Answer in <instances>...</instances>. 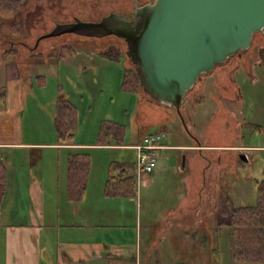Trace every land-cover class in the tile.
Wrapping results in <instances>:
<instances>
[{"label": "rangeland", "instance_id": "rangeland-1", "mask_svg": "<svg viewBox=\"0 0 264 264\" xmlns=\"http://www.w3.org/2000/svg\"><path fill=\"white\" fill-rule=\"evenodd\" d=\"M135 1H31L20 15L19 31L22 32L20 37L14 38V41H18L14 45L16 52L0 59L1 72L4 69L3 72L8 74L3 75L0 82L7 93L11 91L12 98L11 105L8 101L0 102V140L30 142L43 138L32 131V125H52L48 115V110L53 109L51 100L55 94L63 91L68 93L67 100L78 110L81 134L77 132L76 135L81 140L97 141L100 127L107 128L108 142L126 144L136 140L143 131L140 95L122 86L125 55L115 60L112 57L103 59L97 53L104 47L117 46L124 53L122 41L117 42L111 36L94 40L61 35L42 40L35 52L30 49L36 38L48 32L56 22L73 21L75 17L95 21L110 11L130 17ZM9 31L8 24L0 29V41L11 38ZM64 45L71 46L78 54H71ZM89 56L94 58L89 61ZM255 62L250 55L249 74L254 78L238 70L235 77L227 76L234 82L233 92L223 84L229 94L227 96H233L236 87L240 88V99H220L213 86L215 74L202 76L185 97L181 112L190 132L202 145L216 144L217 147L205 148L201 154L195 149L177 147L159 151L157 166L147 184L138 181L134 171L130 170L128 172L134 175L136 185L133 195H102V191L99 196L89 194L86 197L87 205H94L92 210L100 208V212L94 210V213H87L84 220L86 226L76 228L79 229L77 234L74 228H60L61 236L71 233L88 242L109 237L119 246L126 245L133 249L136 246L137 253H131L125 259L119 258L118 264H264L234 261L230 229L220 227L215 231L212 223H209L218 201L226 194L233 197L236 205L253 204L255 195L250 183L253 179L264 178V132L256 127L264 128V68ZM37 76L44 78L37 81ZM16 83L25 95L22 102L18 100L19 93L15 95ZM201 96L202 101H195ZM164 124L168 128L164 132V143H198L184 130L178 116ZM158 125H150L146 130L156 131ZM53 134L50 126L45 140H52ZM233 145L242 147L231 148ZM240 153L244 154L246 160L241 159ZM200 155L208 156L211 163L204 175L202 170L206 161ZM195 156L198 163L193 167ZM92 158L97 162V168L99 164L102 165L100 167L104 172L112 161L113 164H135L136 151L130 147L103 149L92 154ZM182 163L184 170L180 171ZM116 167L114 164L113 174L117 172ZM101 177L105 182V173ZM96 178L98 181V174ZM14 189L8 188L4 196L3 211L11 216L2 217V225L10 224L12 220H18L16 224L24 223L26 213L22 208L25 207V197L20 194L21 189ZM198 193H201L199 209L184 211L198 203ZM98 205L103 207L98 208ZM203 215L207 217L206 225L201 224ZM60 224L63 221L56 218L55 226L59 227ZM0 235L2 264L4 245L1 232ZM216 248L220 254L218 261L213 253Z\"/></svg>", "mask_w": 264, "mask_h": 264}, {"label": "crops", "instance_id": "crops-1", "mask_svg": "<svg viewBox=\"0 0 264 264\" xmlns=\"http://www.w3.org/2000/svg\"><path fill=\"white\" fill-rule=\"evenodd\" d=\"M2 51L0 49V53ZM2 58L4 57L0 56V59ZM93 58V56H89V61ZM3 70L2 72L0 70V80L3 75H8ZM41 78H44V76H37L36 80L41 81ZM0 85L4 87L6 93L5 103L8 101L11 105V91L7 93L5 86L1 82ZM18 87L20 85L17 86L16 83L14 88L15 95L19 93L18 100L20 99L22 102L25 95L21 87L20 90H18ZM60 93H65L68 97V93L64 91ZM58 94H55L51 100L52 111L48 110L52 125H32V131L40 134L43 138H37L30 142L12 139L0 140V232L3 234L4 245L2 264H118L119 258L125 259L124 257L129 256L131 253L136 254V246L134 249L126 245L119 246L114 244L109 237L105 240L88 242L85 239L76 238L71 233L61 236L59 229L74 228V233L77 234L80 227L86 226L84 220L87 219V213L100 212L101 210L99 207L102 205H98V210H92L94 205L88 206L86 197L89 194L99 196L101 195V191L102 195L105 193L110 165L103 172L102 167H100L102 166L101 164L97 168V162L93 160L92 154H97L98 151L103 149H119L130 147L131 145L120 144L122 142H108L110 140L108 134L103 140L100 133L102 131L107 132V128L105 127L99 128L97 141H83L79 137L81 134V131L79 132V120L77 124L79 126L76 129L79 135L77 134L73 140L67 142L58 140L55 123ZM139 108L142 118V133L147 132L146 128L150 125L170 122V120H167V109L159 104L142 102L140 107L139 102ZM50 126L54 132L52 140H45V137L46 139L48 138ZM137 140L139 138H136L135 141ZM163 145L166 148L161 150L177 147L180 149H195L199 154L204 152L202 150L205 148L217 147L216 144H205L204 146L201 143H194L193 145L191 143L186 145H169L164 143V141ZM219 146L224 145L219 144ZM230 147L239 148L242 146L233 145ZM76 153L89 154V169L82 199L71 198L75 195H81V192L76 188L71 189L68 184V158L70 154ZM200 158L206 161V165L202 170V174L204 175L210 169L211 163L208 160V156L200 155ZM197 163L198 161L195 156L192 160V166L194 167ZM20 169L22 171H19ZM98 169L100 170L99 173H97ZM182 170H184V165L180 168V171ZM102 173H105V182H102ZM97 174L98 181L96 178ZM149 176L150 174L146 175V177L144 176L140 182L147 184V181L151 180ZM189 181L190 179H188V185ZM14 187L16 188L14 191L21 189L22 193L20 194H23L25 197V207L22 208V211L26 213L23 218L24 223L16 224L18 220H12L10 224L2 225V217L5 216L7 218L11 216L3 211L4 196L8 188L12 190ZM49 197L51 199H48ZM200 198L201 193H198V203L194 207L192 206L193 208L183 210L186 212L193 209L198 210ZM182 207L179 211L182 210ZM56 218L63 221V224H60L61 226L59 225V227L55 226Z\"/></svg>", "mask_w": 264, "mask_h": 264}, {"label": "water", "instance_id": "water-1", "mask_svg": "<svg viewBox=\"0 0 264 264\" xmlns=\"http://www.w3.org/2000/svg\"><path fill=\"white\" fill-rule=\"evenodd\" d=\"M131 14L110 11L95 21L56 22L30 49L64 34L120 39L142 93L175 109L184 130L200 143L181 112L185 96L216 65L247 51L255 32L264 35V0L135 1Z\"/></svg>", "mask_w": 264, "mask_h": 264}, {"label": "trees", "instance_id": "trees-1", "mask_svg": "<svg viewBox=\"0 0 264 264\" xmlns=\"http://www.w3.org/2000/svg\"><path fill=\"white\" fill-rule=\"evenodd\" d=\"M32 0H0V29L4 28L8 24L9 32L8 35L11 38H4L0 41V49L3 50L0 53L1 57H6L14 55L16 49L14 45L18 44V41H14V38L20 37L21 32L20 24L21 19L20 15L26 8L30 5ZM70 35L74 38H83V39H93L87 37H81L74 34H65L62 36ZM7 36V35H6ZM113 37V36H111ZM60 38V37H59ZM117 42L118 38L113 37ZM45 40V39H44ZM100 40V39H94ZM121 41V40H120ZM4 46H7L4 48ZM38 48V47H37ZM34 49L31 52H35ZM64 48L68 50L71 54H75V49L71 46L64 45ZM98 55L103 59L112 57L115 60H119L121 55L124 56L122 48L109 47L103 50H98ZM252 55L255 59L257 66L264 68V35L261 32H255L252 35V44L251 47L242 52L241 55H234L230 57L225 63L221 65H216L214 70L207 74L206 76L214 75V88L216 93L220 96L222 100L232 101L236 98L241 97L240 88L236 87V92L233 96H227V90L224 89V85L228 86V91H234V82L231 79H228L227 76L232 77L238 70H241L243 73L254 78L249 73L250 63L249 56ZM124 74L122 80V86L130 89L131 91L140 95V107L142 102H147L150 104H155L149 97L145 96L140 90L138 78L130 64L127 63L124 57ZM256 66V65H255ZM205 75H203L204 77ZM202 77V78H203ZM224 84V85H223ZM237 86V84H236ZM194 88V87H193ZM192 88V89H193ZM192 89L189 91L191 92ZM187 92V94L189 93ZM229 92V93H230ZM186 94V96H187ZM232 95V94H231ZM185 96V97H186ZM6 93L4 87L0 85V102L5 103ZM195 101H202V96L197 97ZM158 104V103H156ZM163 108L167 109V120H175L177 118V113L175 109L169 108L167 106L161 105ZM182 109V106H181ZM166 120V121H167ZM55 123L57 128V137L58 140L62 142H67L73 140L77 133L78 128V110L77 108L67 100L65 93H60L56 100V116ZM159 128L156 131L150 132H162L164 133L168 128L166 124L162 123L158 125ZM261 131L264 132V128L256 125ZM144 132L138 135L139 140L134 141V143H126L124 145H135L141 141L143 134L150 133ZM102 134V135H101ZM107 132H101V138L103 140L107 136ZM123 144V143H120ZM116 164L117 172L113 174L112 170L113 165ZM112 163L109 166L107 174V186L105 189V195H119V196H130L134 194L135 189V178L134 175H130L128 171H135V164L128 165L125 162ZM89 169V154L87 153H76L70 154L68 158V184L72 188L78 189L81 192V195H75L71 198L73 199H82L83 191L86 185L87 174ZM264 172V170H263ZM146 176L145 174L142 177ZM254 188L255 202L253 204L246 205H236L234 203L233 197L231 195H225L221 197V200L218 201V204L213 211V215L209 223L211 222L214 230H219L220 227H227L230 229L231 235V249H232V258L237 262L244 263H264V178L262 179H253L250 183ZM1 203V196H0ZM206 212V211H205ZM207 213V212H206ZM205 213V214H206ZM204 216V215H203ZM201 220L202 225H206L207 217H203ZM199 219V218H198ZM215 260L218 261L220 254L219 249L216 248L213 250Z\"/></svg>", "mask_w": 264, "mask_h": 264}, {"label": "built area", "instance_id": "built-area-1", "mask_svg": "<svg viewBox=\"0 0 264 264\" xmlns=\"http://www.w3.org/2000/svg\"><path fill=\"white\" fill-rule=\"evenodd\" d=\"M164 133L150 132L143 134L141 141L130 147L136 151L135 176L138 181L143 179L142 175H149L157 166L158 153L166 148L163 145Z\"/></svg>", "mask_w": 264, "mask_h": 264}, {"label": "flooded vegetation", "instance_id": "flooded-vegetation-1", "mask_svg": "<svg viewBox=\"0 0 264 264\" xmlns=\"http://www.w3.org/2000/svg\"><path fill=\"white\" fill-rule=\"evenodd\" d=\"M150 0H137V2H138V4L139 5H143V4H146V3H148ZM132 15V14H131ZM129 18H131V16L129 17ZM48 39V38H47ZM44 40V39H43ZM42 41V40H41ZM40 41V42H41ZM244 158H246L245 156H244ZM246 160V159H245Z\"/></svg>", "mask_w": 264, "mask_h": 264}]
</instances>
